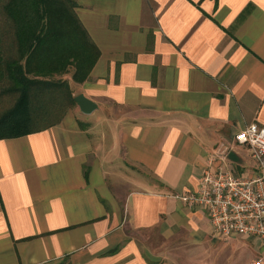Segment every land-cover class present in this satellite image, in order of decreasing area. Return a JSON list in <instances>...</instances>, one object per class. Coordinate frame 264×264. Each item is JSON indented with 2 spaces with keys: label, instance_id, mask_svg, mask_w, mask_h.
<instances>
[{
  "label": "crops",
  "instance_id": "0c3cea01",
  "mask_svg": "<svg viewBox=\"0 0 264 264\" xmlns=\"http://www.w3.org/2000/svg\"><path fill=\"white\" fill-rule=\"evenodd\" d=\"M73 1L99 58L55 80L97 109L0 140V264H264L259 239L175 198L223 147L256 172L233 137L264 127V0Z\"/></svg>",
  "mask_w": 264,
  "mask_h": 264
},
{
  "label": "trees",
  "instance_id": "16d2710c",
  "mask_svg": "<svg viewBox=\"0 0 264 264\" xmlns=\"http://www.w3.org/2000/svg\"><path fill=\"white\" fill-rule=\"evenodd\" d=\"M75 8L73 0H0V104L12 101L0 114V140L35 132L40 115L74 106L67 83L54 78L83 83L99 58Z\"/></svg>",
  "mask_w": 264,
  "mask_h": 264
},
{
  "label": "built area",
  "instance_id": "2783aa9c",
  "mask_svg": "<svg viewBox=\"0 0 264 264\" xmlns=\"http://www.w3.org/2000/svg\"><path fill=\"white\" fill-rule=\"evenodd\" d=\"M233 142L248 151L254 174L237 175L228 169L224 161L232 148L223 147L216 154L223 166L206 169L195 192L175 198L203 209L214 236L225 241L252 237L264 246V127L251 124L236 133Z\"/></svg>",
  "mask_w": 264,
  "mask_h": 264
},
{
  "label": "water",
  "instance_id": "95a60500",
  "mask_svg": "<svg viewBox=\"0 0 264 264\" xmlns=\"http://www.w3.org/2000/svg\"><path fill=\"white\" fill-rule=\"evenodd\" d=\"M74 102L79 108L80 112L84 115H90L97 109L95 103L86 99L82 95H77L76 97H74Z\"/></svg>",
  "mask_w": 264,
  "mask_h": 264
},
{
  "label": "rangeland",
  "instance_id": "374dc122",
  "mask_svg": "<svg viewBox=\"0 0 264 264\" xmlns=\"http://www.w3.org/2000/svg\"><path fill=\"white\" fill-rule=\"evenodd\" d=\"M61 77H62V78H61ZM61 77H59V78H58V77H55L54 80H55V79H62V80H63V78H66V77L71 78V75H68V74H67V75H63V76H61ZM0 91H1V90H0ZM3 99H4V98H3ZM5 101H6V100H4L3 103L0 104V112L2 111V109H3V111H4V110L8 109V108L12 105V101H9V100H8L7 103H5ZM4 105H5V106H4ZM0 114H1V113H0Z\"/></svg>",
  "mask_w": 264,
  "mask_h": 264
}]
</instances>
